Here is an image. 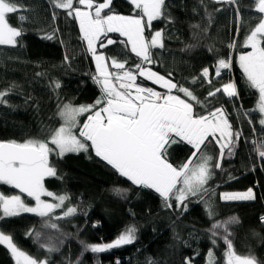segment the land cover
<instances>
[{"label": "trees", "instance_id": "trees-1", "mask_svg": "<svg viewBox=\"0 0 264 264\" xmlns=\"http://www.w3.org/2000/svg\"><path fill=\"white\" fill-rule=\"evenodd\" d=\"M15 2L27 11L9 14V23L23 29L18 44L0 46V91L8 93L4 97L7 103L0 104V141L47 140L62 124L60 111L64 105H91L101 97V89L93 80L97 74L95 60L82 39L79 21L67 16L66 10L54 8L51 0ZM254 3L255 0H237L236 4L227 0L220 3L216 0H165V16L145 29L146 37L157 30L164 33V47L150 50L155 61L151 69L166 77L171 73L174 83L197 97L200 103L187 98L193 103L194 113L204 115L222 107L233 130L242 133L231 157L225 150L222 170H214L206 185L208 191L189 198L186 211L182 210L183 205L178 208L175 200L171 208L165 207L158 193L133 185L90 149L88 153H70L63 158L51 155L50 162L61 178L44 180L46 189L70 198L64 208L75 206V215L49 221L36 214L21 213L18 217L0 220V231L10 234L21 250L38 259L47 258L49 264H66L67 261L76 264L77 259L80 264H116L117 261L119 264H186L188 259L192 264H207L210 250L216 264H225L226 245L217 238L214 246L209 230L216 222L236 217L238 223L229 225L235 252L241 256L254 255L259 264H264V222L261 221L264 168L260 167L264 160L258 156L253 143L264 140V126L258 123L261 113L254 110L258 105V91L248 86L238 60L239 55L251 51L245 46V38L259 23L260 14ZM111 8L122 15L138 13L130 0H112ZM19 15L27 17L26 21L21 22ZM54 32V39L43 38ZM107 38L117 43L104 48L97 43L98 54L125 63L126 70L141 63L140 58L131 53L129 45L125 47L120 43L125 37L109 33ZM101 40L106 42L103 36ZM231 44L235 47L230 48ZM221 58L230 59L231 68L222 69L216 77L215 68ZM204 68L209 69L208 78L201 76ZM207 79H211V84ZM56 82L59 88L53 86ZM137 82L161 89L141 77H137ZM229 82L236 84L238 97L229 98L222 92L209 97L210 91ZM173 93L186 98L176 90ZM246 112L248 116L244 115ZM76 131L78 133L79 128ZM177 139L167 147L166 156L169 163L178 167L189 159L194 149L181 138ZM206 150L215 155L214 165L219 155L218 146L214 142L202 146L201 151ZM248 188L254 190V200L224 201L221 198L223 192ZM116 189H121L123 194H118ZM0 193L21 194L19 189L3 182H0ZM23 198L29 204L35 202L25 194ZM208 206L214 213L211 218L206 210ZM62 211L57 209L55 216H60ZM50 223H55L57 228L45 226ZM130 225L137 229L133 244L102 253L83 250L81 241L110 243ZM29 231L32 236L27 235ZM36 231L41 233L39 241L35 239ZM218 231L223 234L222 230ZM40 244H49L59 251L48 253ZM0 264H15L4 245H0Z\"/></svg>", "mask_w": 264, "mask_h": 264}, {"label": "snow or ice", "instance_id": "snow-or-ice-1", "mask_svg": "<svg viewBox=\"0 0 264 264\" xmlns=\"http://www.w3.org/2000/svg\"><path fill=\"white\" fill-rule=\"evenodd\" d=\"M51 2L54 8L66 10L67 16L79 21L82 39L86 41L87 50L95 60L97 74L93 80L101 89V97L91 105L77 108L65 105L60 113L64 117V123L53 130L47 140L0 141V182L14 186L35 201L34 206H29L21 195L0 193V220L18 217L21 213H34L49 221L75 215V206L64 208L65 201L70 198L46 189L44 180L46 177L61 178L50 162L51 155L63 158L70 153H88L90 149L120 176L127 178L134 185L158 193L165 207L171 208L172 201L175 200L176 206L180 208L183 205L182 210L186 211L189 198L198 197L208 191L206 185L212 179L214 170H222L225 150L227 156L231 157L242 133L233 130L222 107L204 115L194 113L193 103L187 98L200 103L197 97L189 89L174 83L171 73L166 77L151 69L150 65L155 61L150 50L164 47V33L163 30H157L150 37H146L144 33L146 28H151L153 21L165 16V0H130V4L138 10L135 15L115 13L111 8L112 0H103L102 3H96L95 0H76V6L74 0ZM227 2L236 4L237 0ZM254 6L260 14L259 23L245 38V46L250 47L251 51L239 55L238 60L248 86L258 91V105L254 110L264 114V0H255ZM21 11L27 9L18 6L15 0H0V46L14 47L18 44V38L24 34L23 29L9 23V14ZM236 11L238 13L239 9ZM53 17L55 18V12ZM18 19L24 22L27 17L19 15ZM109 33H119L125 37L126 41L120 43L125 47L130 44L131 53L139 57L141 63L136 64L134 69L126 70L125 63L118 62L115 58L109 59L103 53L98 54L97 43L100 48L117 43L116 40L107 38ZM101 36L106 38V42L101 40ZM43 38L54 39L55 32ZM229 47L234 48L235 44ZM109 65L117 71H110ZM230 68V59H219L215 68L216 77L220 76L222 69ZM201 76L208 78L209 69L204 68ZM137 77L161 85L165 91L144 87L137 83ZM206 82L211 84V79ZM53 86L59 88L60 84L56 82ZM173 90L184 94L186 98L172 94ZM221 92L229 98L239 95L234 82L226 83L210 91L208 95L214 97ZM7 94L6 91H0V104L7 103L4 99ZM86 112L90 113L86 122L79 125L78 116ZM244 115L248 116L249 113ZM258 123L264 126V116ZM249 124L255 127L251 120ZM173 135L186 141L194 149L189 159L178 167L169 163L166 156L167 147L176 142L172 139ZM213 142L219 149L214 165L213 157L201 151L202 146ZM253 143L258 156L264 160V140ZM260 167L264 168V164ZM254 168L255 166L253 170ZM115 191L123 194L121 189ZM43 196L53 198V202L42 199ZM221 198L224 201H251L256 196L253 189L248 188L243 192H224ZM57 209H63L60 216H55ZM206 210L211 218L214 215L211 206ZM261 221L264 222V217H261ZM233 223H238V218L231 217L227 221L216 222L209 230L214 246L217 238L226 245L225 264H259L254 255L241 256L235 252L230 239L232 233L229 231V225ZM45 226L57 228L55 223ZM218 230H222L223 234ZM136 231V227L130 225L110 243H80L85 252L102 253L133 244L137 238ZM32 234V231L27 233L29 236ZM40 238L41 233L36 231V241ZM0 245L10 250L15 264H49L47 258L38 259L21 250L13 241V237L3 231H0ZM40 247L48 253L59 251L49 244H40ZM66 264H71V261ZM76 264H80L79 259ZM116 264H119V261ZM186 264H192L191 259L186 260ZM207 264H216L211 250Z\"/></svg>", "mask_w": 264, "mask_h": 264}, {"label": "rangeland", "instance_id": "rangeland-1", "mask_svg": "<svg viewBox=\"0 0 264 264\" xmlns=\"http://www.w3.org/2000/svg\"><path fill=\"white\" fill-rule=\"evenodd\" d=\"M126 41V40H125ZM129 46H130V44H129ZM238 58H239V56H238ZM118 62H120V61H118ZM109 70L110 71H113L114 73L116 72L115 70H113L112 69V66L111 65H109ZM138 83V82H137ZM142 86H144V85H142ZM144 87H146V86H144ZM159 87L161 88L160 90H156V91H161V92H164L165 90L162 88V86L161 85H159ZM155 90V89H154ZM172 94H174V95H177V94H175V93H172ZM66 105H69V104H66ZM65 106V105H64ZM64 106L62 107V109H61V111L63 110V108H64ZM73 108H77V107H79V106H73V105H71ZM61 111H60V113H61ZM87 114H90V113H83V114H81L80 116H78V120H79V125H82L84 122H86V120H87V117H86V119H84V120H82V118L85 116V115H87ZM261 116H264V114H262L261 113ZM60 117H61V120H62V124L64 123V117L63 116H61L60 115ZM61 124V125H62ZM60 125V126H61ZM79 127H77V129H78ZM76 129V130H77ZM178 138V137H177ZM176 138V136H173L172 137V139L173 140H175L176 142L178 141V139ZM170 144H172V143H170ZM50 147H52V145L50 144L49 145ZM203 154H205V155H208V156H212L213 157V160H214V154L211 152V151H208V150H206V151H203L202 152ZM51 157V156H50ZM213 162V161H212ZM12 186V185H11ZM254 191V190H253ZM231 192H243V191H230V193ZM224 193V192H223ZM23 194H25V195H27L26 193H21L20 195H21V197H22V199L24 200V198H23ZM32 198V197H31ZM48 198V199H47ZM34 199V198H33ZM42 199H44V200H48V201H50V202H53V198H49V197H46V196H43L42 197ZM24 202H25V204H27V205H29V206H34L35 205V202H34V204H29V203H27L25 200H24ZM30 214H34V213H30Z\"/></svg>", "mask_w": 264, "mask_h": 264}, {"label": "water", "instance_id": "water-1", "mask_svg": "<svg viewBox=\"0 0 264 264\" xmlns=\"http://www.w3.org/2000/svg\"><path fill=\"white\" fill-rule=\"evenodd\" d=\"M131 182V181H130ZM132 183V182H131ZM133 184V183H132ZM134 185V184H133ZM135 186H137V185H135Z\"/></svg>", "mask_w": 264, "mask_h": 264}]
</instances>
